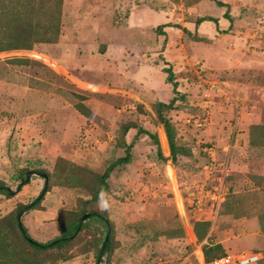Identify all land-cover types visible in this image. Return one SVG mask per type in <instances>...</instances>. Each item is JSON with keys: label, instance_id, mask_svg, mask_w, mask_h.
Listing matches in <instances>:
<instances>
[{"label": "rangeland", "instance_id": "374dc122", "mask_svg": "<svg viewBox=\"0 0 264 264\" xmlns=\"http://www.w3.org/2000/svg\"><path fill=\"white\" fill-rule=\"evenodd\" d=\"M62 0L58 40L0 55V247L4 264H199L211 255L259 253L264 264V0ZM229 13L230 18L225 14ZM204 17L218 20L198 24ZM187 30V32H185ZM21 59L23 62H17ZM169 113L184 155L172 160L153 105L174 98ZM180 96H184L181 98ZM85 106L93 114L79 111ZM124 124L156 134L125 137ZM258 126V127H257ZM98 201L96 176L126 155ZM37 209H29L43 192ZM81 213L110 220L61 249L40 252Z\"/></svg>", "mask_w": 264, "mask_h": 264}, {"label": "trees", "instance_id": "16d2710c", "mask_svg": "<svg viewBox=\"0 0 264 264\" xmlns=\"http://www.w3.org/2000/svg\"><path fill=\"white\" fill-rule=\"evenodd\" d=\"M217 3L220 7H228L226 3H223L220 0H217ZM61 8L62 0H0V55H7L14 52H29L38 43L56 42L60 31L62 15ZM225 16L230 18L228 11ZM205 21H212L218 25V20L210 17L200 19L198 24ZM185 32H187V30H185ZM17 62L23 61L17 59ZM164 72L166 74V83L172 87L175 96L169 103L160 101L156 102L153 105V109L159 121L165 128L172 152V160L176 161L178 155H184V152H182V149L180 150L177 146V132L169 113L175 110L177 102L180 101V98H178L180 95L178 90L179 82L177 81L176 75L171 66L165 68ZM180 97L183 98L184 96ZM78 109L86 117H91L93 114L85 106H79ZM131 130H137L135 141L143 135L152 139L158 147L159 157H163L161 142L156 134L144 130L136 124H124L121 126V133L125 137ZM133 145L134 142L126 144V155L112 162L102 175L96 176V181L98 182L99 187L92 195L93 201H98L102 194L109 191L110 186L108 180L112 172L116 168L132 162L131 151L134 147ZM43 176L46 180L45 188L40 197L37 198L33 204L27 206L29 209H37L45 195L49 192L47 175L44 173ZM25 181V178H22V183ZM22 183L18 185L16 190L0 183V195L6 197L13 196L21 190ZM86 215H88V217L84 218ZM82 219L83 222L80 224ZM2 221L3 220H0V227H2ZM15 222L24 242L36 251L47 252L68 246L81 231L89 227L104 232L103 246H105V248L103 251L101 249L100 256H104L110 251L113 226L108 218L97 211L81 213L80 217L71 221L70 224L62 230L61 235L47 242H39L32 238L27 228L22 221H19L18 217L15 219ZM1 245H3V247H0V264L11 262L12 257L16 255V252L13 249V244L10 240L5 238L2 240ZM219 249V253L213 255H211L209 250L204 251L206 259L212 261L227 255L222 248Z\"/></svg>", "mask_w": 264, "mask_h": 264}, {"label": "built area", "instance_id": "2783aa9c", "mask_svg": "<svg viewBox=\"0 0 264 264\" xmlns=\"http://www.w3.org/2000/svg\"><path fill=\"white\" fill-rule=\"evenodd\" d=\"M198 263L199 264H251L256 263L262 259V255L259 253L251 254H228L226 256L208 261L201 248L198 249Z\"/></svg>", "mask_w": 264, "mask_h": 264}, {"label": "water", "instance_id": "95a60500", "mask_svg": "<svg viewBox=\"0 0 264 264\" xmlns=\"http://www.w3.org/2000/svg\"><path fill=\"white\" fill-rule=\"evenodd\" d=\"M29 175H30V174H29ZM29 175H28V177H27V179H26V182L29 180ZM25 210H26V208L23 209V210L19 213V215H18V219H19V221H21L22 214L25 212ZM87 217H88V215H86L84 218H87ZM82 222H83V219L80 221V224H81ZM104 248H105V246H103L102 251L104 250ZM102 258H103V256L101 255L100 258H99V261H100V262H101Z\"/></svg>", "mask_w": 264, "mask_h": 264}]
</instances>
